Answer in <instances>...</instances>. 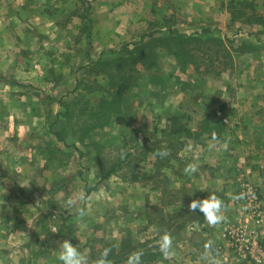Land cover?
<instances>
[{
	"label": "rangeland",
	"instance_id": "1",
	"mask_svg": "<svg viewBox=\"0 0 264 264\" xmlns=\"http://www.w3.org/2000/svg\"><path fill=\"white\" fill-rule=\"evenodd\" d=\"M169 30L200 38L181 49ZM126 46L131 55L119 54ZM251 83L264 85V0H0V186L19 198L1 264H59L65 239L87 264H125L135 251L143 252L141 264H194L190 248L172 241L165 256L158 244L164 234L178 238L195 217L208 224L187 205L209 194L226 208L208 264H255L225 235L241 220L255 230L264 264V191L244 181L242 169L227 170L264 162L256 153L264 149V117L228 124L240 139H166L165 148L145 107L138 117L140 105L175 99V89L186 103L206 93L222 98L223 86L244 100L248 92L235 85ZM181 117L165 131L208 128ZM188 164L197 165L195 174H184ZM12 168L15 181L6 187ZM245 188L257 190L258 223Z\"/></svg>",
	"mask_w": 264,
	"mask_h": 264
},
{
	"label": "crops",
	"instance_id": "2",
	"mask_svg": "<svg viewBox=\"0 0 264 264\" xmlns=\"http://www.w3.org/2000/svg\"><path fill=\"white\" fill-rule=\"evenodd\" d=\"M202 4L203 3L201 2L196 3L192 9L200 8ZM210 6L211 5L209 4V7ZM220 26L221 25L219 24V27ZM238 86L240 87V85ZM238 86L235 85L236 92H241L242 90H246V92H248L247 97L246 94H244V100H237V98H229L226 95L227 88L223 86V88H220L222 98H213L211 97V94L206 93L207 100L201 97V100L195 99L194 103H186L185 99L182 100V98H179L175 89V99L163 98L160 101L156 100L154 102L152 101V103L143 104V106L140 105L138 117L143 115V108L145 107V112H147L145 117L147 119L148 124L152 125L153 123V128L155 129V132L158 133L160 131L161 136L162 134L165 136V139L163 136H159L160 138L158 137V143L160 144V148L166 147V145L168 144L167 140L169 141L174 139L182 141L185 138H192L196 142L200 140L205 142V140H209L211 138L220 140L222 142H225L226 140L232 141L235 139H240L239 137H241V132L236 133L235 136L234 134H231L230 127H228L227 125L230 123L235 124L236 122L244 124L246 123V120H248V118L251 116H255L257 122H259L260 118L264 117V102L258 99L259 96L262 98V95L264 94V85L251 83L244 85V87L240 88ZM165 90H161L162 93H166ZM179 114L182 115L181 119L179 120L183 121V124L185 125L198 121L207 124L208 128H203L194 133H191V130L188 129V126H184V134L175 133L176 130L174 129L170 130L171 132H166L168 131V129H166L165 127L167 125L170 126L172 123H174L176 121L175 116L178 118ZM212 123L220 125L222 131L219 134H216L210 128ZM139 131H141V129ZM244 131L246 132L247 130L243 129V133ZM137 136L140 140H146L148 138V132H138ZM258 149L259 150L256 151V153L261 156L264 155V149ZM240 153L243 154L244 152L240 151ZM171 163L174 164V162ZM229 169L233 171H235L236 169H242L240 171L244 172V181H247L251 185L258 186L262 191H264V176H262V174L264 173V162H260L258 164L244 163L243 165L233 164L227 168V170ZM7 173L8 184L6 185V187L9 186L10 179H12L13 182L15 181V176L11 175V173H13V168L12 170L8 169ZM216 180L218 181V183H225L221 178ZM5 191L8 193H4L3 190H1L0 186V264L4 257L2 253V245L4 242L9 241L10 237H12V235L14 234L12 231V227L14 221H16L15 217L17 216L18 211L14 207L13 203L19 201L18 197L14 196L13 194H10L9 187ZM225 208L226 207L224 206L222 211L225 210ZM194 220L188 223L190 224L189 226L181 229L179 233L180 236L172 241H175L176 245H184L185 247L190 248V252L192 253L191 259H193L192 261L194 262V264H208V257L205 255V252L210 247L212 249V247L214 248L216 247V245L220 244V242L222 241L220 234L221 232L220 229L218 230L217 224L208 225L201 221L195 222ZM31 227L33 228V223ZM17 233L18 230L16 234ZM205 245H209V247L206 248ZM226 260L227 258H222L220 259L218 264H228L229 262ZM14 261V259H10L8 262L9 264H16V262Z\"/></svg>",
	"mask_w": 264,
	"mask_h": 264
},
{
	"label": "clouds",
	"instance_id": "3",
	"mask_svg": "<svg viewBox=\"0 0 264 264\" xmlns=\"http://www.w3.org/2000/svg\"><path fill=\"white\" fill-rule=\"evenodd\" d=\"M157 154L163 157L167 155V152L161 151ZM183 171L185 175L195 174L197 171V165L188 164ZM200 190L203 191L205 189ZM69 203H71V201H69ZM187 207L191 212L199 210L209 225H216L224 220V216L222 214L224 206L222 201L216 195L209 194L207 198L192 199L188 203ZM80 215H84L83 210L80 211ZM158 247L161 253L167 256L172 247L171 236L169 234L162 235L160 237ZM205 247L208 248L209 245H205ZM108 252V249H105L103 252V257L105 259L108 256ZM142 255V251H135L131 253L126 257L125 264H141ZM56 259L59 261V264H87V257L67 239L59 243ZM101 264H104L103 260L101 261Z\"/></svg>",
	"mask_w": 264,
	"mask_h": 264
},
{
	"label": "built area",
	"instance_id": "4",
	"mask_svg": "<svg viewBox=\"0 0 264 264\" xmlns=\"http://www.w3.org/2000/svg\"><path fill=\"white\" fill-rule=\"evenodd\" d=\"M243 197L248 203V212L250 217L258 223L260 215H258V193L257 190L251 188H245L243 191ZM225 231V235L231 241V248L237 255L248 254L255 264L260 263V259L255 255L257 248V240L255 230L250 228L247 221H237L234 225L229 226Z\"/></svg>",
	"mask_w": 264,
	"mask_h": 264
},
{
	"label": "trees",
	"instance_id": "5",
	"mask_svg": "<svg viewBox=\"0 0 264 264\" xmlns=\"http://www.w3.org/2000/svg\"><path fill=\"white\" fill-rule=\"evenodd\" d=\"M206 31L204 30V33ZM169 33L171 36H173V40L175 41V44L179 45L181 49H185L186 47H183V45L185 46L186 43L190 42V41H199V38L200 36L196 35V34H190V35H187V34H183V33H180L176 30H169ZM154 35V33H148V34H145L143 35L142 38L144 37H152ZM211 39V38H209ZM122 52H126L127 54L131 55V53L133 52L131 49H129L127 46L124 47L122 50H119L118 53H122ZM118 54V55H119ZM174 55L178 56L177 53H175ZM119 60H122L123 58H125V56H118Z\"/></svg>",
	"mask_w": 264,
	"mask_h": 264
}]
</instances>
